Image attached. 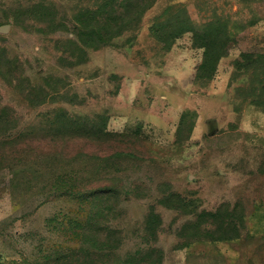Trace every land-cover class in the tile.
<instances>
[{
	"label": "rangeland",
	"instance_id": "1",
	"mask_svg": "<svg viewBox=\"0 0 264 264\" xmlns=\"http://www.w3.org/2000/svg\"><path fill=\"white\" fill-rule=\"evenodd\" d=\"M125 2L0 0V264H93L98 204L111 263L264 264V0H155L94 45Z\"/></svg>",
	"mask_w": 264,
	"mask_h": 264
},
{
	"label": "trees",
	"instance_id": "2",
	"mask_svg": "<svg viewBox=\"0 0 264 264\" xmlns=\"http://www.w3.org/2000/svg\"><path fill=\"white\" fill-rule=\"evenodd\" d=\"M125 1H126L125 7H123L121 10H115L119 15H117V13L114 10H112L109 12L110 16L105 18V21L110 19V21H112L113 23L107 22L104 24L103 23L104 18H103L101 20H98L95 24L92 23L89 33L85 32V34H88V36L90 37L91 42L95 43L94 45L107 42L110 39L111 35H115V33H117L116 31H114V29L115 28L117 29L119 24L120 26L118 29L120 28L128 29V28H131L133 25H135V23L137 24L140 21L141 16L155 2V0H125ZM80 23L82 24V22H79V25ZM78 29L80 31L82 30L81 27H79ZM76 35L78 36L79 39L82 37L81 32L80 34H76ZM204 45L206 46V44ZM51 124L56 126V129L71 128L75 130L77 134L83 135L84 133L86 134V136L92 133H100L103 136L112 133L111 131L108 130L105 122L99 125L97 122H92L90 119L74 120L72 118L69 119L68 117L66 118L63 117L61 119H57L53 121ZM4 135L5 134H0V136L2 137ZM130 154H132V152H128L124 150H116L110 155L104 156L102 160L106 161V160H110L114 158H121L123 157V155H130ZM66 189L67 190L65 191L67 193L68 192L71 194L74 193L73 189L71 188H66ZM99 191L100 192L104 191V188L95 189L94 191L91 192V194H86L82 190H79L77 192L78 195L76 194L75 196L79 198L80 197L85 198L86 200L87 199L90 200L91 197L92 199L93 198L99 199V194H98ZM92 203L94 204L95 207L97 206L95 202H92ZM98 205L99 207H97L95 211L90 210L92 211V214H90V220L92 224V227L90 228L92 229V232L90 233V235L94 242L92 244L94 245L93 249H91L90 252L88 253L87 251H85V249H80V251H78L79 261L81 259H90V261L93 264H122L119 261L118 263L117 262L111 263L109 261L113 252L115 253V250H113L114 249L113 246H109L108 241L109 239L113 240L115 238L112 237L111 235L109 236V238L106 237L107 234L105 232L109 226L107 225L101 226L102 224H100L99 222V219H101V217H105V215H107L106 213H109V211H112L113 209H115V207L114 206L107 207L106 205H102V204H98ZM76 225L79 227V230H80V231L78 230V232L76 231L77 236L78 237L84 236L86 234L84 230L85 226L81 225V223L79 224L77 223ZM98 243H106L108 246H99Z\"/></svg>",
	"mask_w": 264,
	"mask_h": 264
},
{
	"label": "water",
	"instance_id": "3",
	"mask_svg": "<svg viewBox=\"0 0 264 264\" xmlns=\"http://www.w3.org/2000/svg\"><path fill=\"white\" fill-rule=\"evenodd\" d=\"M9 26V24H6L3 26V29H6Z\"/></svg>",
	"mask_w": 264,
	"mask_h": 264
}]
</instances>
